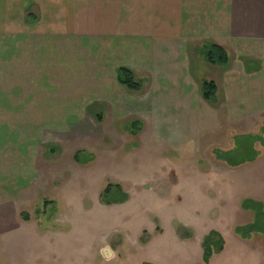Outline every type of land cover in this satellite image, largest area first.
Here are the masks:
<instances>
[{"label": "crops", "instance_id": "0c3cea01", "mask_svg": "<svg viewBox=\"0 0 264 264\" xmlns=\"http://www.w3.org/2000/svg\"><path fill=\"white\" fill-rule=\"evenodd\" d=\"M206 43L228 52L226 67L205 63ZM120 68L142 82L139 93L120 85ZM205 80L217 85L213 104L202 97ZM74 130L86 132L74 162L108 142L120 154L122 137L143 151L201 145L192 173L135 180L152 197L160 191L154 188L179 187L174 198L182 207L172 209L162 196L136 205L126 190L128 200L109 207L128 219L127 232L162 236L183 255L193 248L199 262L202 241L214 231L225 245L208 264H264V218H248L242 208L249 200L264 205V0H0V264H72L67 222L60 216L46 226L27 204L38 203L33 190L55 175L45 168L55 160V134L74 145ZM132 150L122 153L137 161ZM43 202L53 206L57 196ZM178 227L193 236L182 238ZM125 228L102 234L103 260L116 254L109 236Z\"/></svg>", "mask_w": 264, "mask_h": 264}, {"label": "rangeland", "instance_id": "374dc122", "mask_svg": "<svg viewBox=\"0 0 264 264\" xmlns=\"http://www.w3.org/2000/svg\"><path fill=\"white\" fill-rule=\"evenodd\" d=\"M95 130V125L89 129L91 143H95V137L97 136ZM218 132L220 131L216 130V133ZM71 134L75 140L73 141L74 145L65 139L66 134H55L57 143L61 146L58 144L56 147L50 148L53 152L55 151V153L52 152L55 155V160L50 164H45L47 166L45 168L53 171L55 175L53 178H50V184H47L46 187L43 185L37 186L33 190L35 197L39 195L38 198L40 200L38 199V203H36L37 199L29 202L27 208L28 212L32 214L31 208L32 206L35 207L36 211L34 214L37 213L35 214L36 217H39L46 226L50 227L51 224L55 223L54 218L60 216L67 222L68 226L67 228L64 227V229L70 231L72 234V247L66 251L72 264H143L144 262L151 264H204L202 260L198 261L197 254L195 253L196 250L193 248L188 247L186 252H190V254L183 255L179 248L171 245V242L167 243L164 241V237L162 236L152 235L150 238L147 232H142L139 239L137 232H127L125 225L128 219L123 215L116 217L115 209L113 210L111 209L112 207L104 206L100 202L101 194L111 184L112 186L120 185L124 191L129 192L131 200H135L134 204L136 205L140 203L142 205L152 204L157 202L156 199H153L154 197L162 196L171 202L172 209H177L179 206L182 207V204L178 205L174 198V188L178 192L181 190L179 187L173 188L172 184H169L162 189L154 188L160 191L152 197L150 192H148L149 194H144V190L137 187L135 180H137L138 176H143L146 173H159L158 177L147 175V177L139 179L140 181L147 180L151 184V182L157 180L163 181L161 172L168 173V175L172 172L168 178L170 182L174 176L178 177L180 175L179 170L184 171L185 174L192 173L194 162L192 163L191 161L195 160L197 164V159H200V156L203 155L201 145L194 144L193 147H189L178 153L146 147L143 151L141 150L142 145L138 141L129 144L130 139L122 137L123 139H121L119 145L121 148L120 154L116 151L114 152L115 154L110 153L108 146L112 147L113 145L111 142H108L95 155L77 153L79 157L76 163L73 161L72 156L81 147L78 146L80 144L77 145L76 143H79L78 140L86 138L83 136L86 132L74 130ZM124 148L126 150L134 149L135 151L132 150L130 153L134 157L135 153H138L136 156L137 161L124 157V153H122ZM85 161H88L87 165H81ZM82 166L85 169H82ZM185 174L184 177H186ZM186 178V180L191 179L190 177ZM165 179L167 181V178ZM53 187L56 188L52 190L53 193H48L51 191L48 190ZM29 196L32 197L33 195L29 194ZM50 196H57L58 202L53 206L47 205L44 207L43 200ZM218 213L216 217L226 220L225 218L227 217H223V214L220 215ZM246 217L252 218L253 213L248 214ZM242 218H245V216H242ZM204 224L208 226L209 222L205 221ZM156 225L158 227L157 222ZM139 226L138 224L137 227ZM112 227H122L125 229H122L119 234L112 235L111 237L108 234V244L115 250L116 254L112 260L105 261L101 257L102 255L98 247L103 244L104 239L102 234L109 232ZM145 228L147 229L148 226L145 225ZM56 230H58V227ZM178 230L181 237L193 236V232L185 227H178ZM148 232L150 234L153 233L151 230H148ZM202 234L203 231H200V233L197 231L194 234L193 244L197 245L198 239ZM147 242L148 244L146 245L145 243Z\"/></svg>", "mask_w": 264, "mask_h": 264}, {"label": "trees", "instance_id": "16d2710c", "mask_svg": "<svg viewBox=\"0 0 264 264\" xmlns=\"http://www.w3.org/2000/svg\"><path fill=\"white\" fill-rule=\"evenodd\" d=\"M202 54L205 63L209 65L226 67L229 64L228 52L223 47L217 44L206 43L204 45ZM117 78L120 85L131 92L139 93L142 90V82L139 81L136 75H134V73L129 69L120 68L117 71ZM217 91V85L214 82L206 80L203 81L201 85V94L204 100L213 104L217 97ZM78 157L79 154H76V161H78ZM127 200L128 195L123 191L120 185H108V187L100 196V202L106 206L122 204L125 203ZM242 208L246 211H250L251 213H253V216L255 218H264V205L262 203L249 200L242 203ZM21 215L24 219H28V215L26 213H22ZM256 228H258V226L254 225L251 226L249 229L253 230ZM261 228L264 230L262 226ZM182 238L188 237L182 236ZM224 245V239L217 232L213 231L209 235H207L202 241L203 262L205 264H208L213 255L219 254L224 250ZM143 264L151 263L144 262Z\"/></svg>", "mask_w": 264, "mask_h": 264}, {"label": "water", "instance_id": "95a60500", "mask_svg": "<svg viewBox=\"0 0 264 264\" xmlns=\"http://www.w3.org/2000/svg\"><path fill=\"white\" fill-rule=\"evenodd\" d=\"M106 253H108V249H105V250H104V254H105V255H106Z\"/></svg>", "mask_w": 264, "mask_h": 264}]
</instances>
